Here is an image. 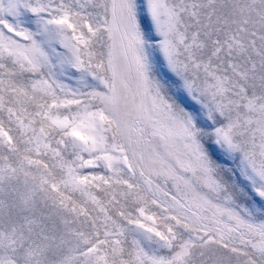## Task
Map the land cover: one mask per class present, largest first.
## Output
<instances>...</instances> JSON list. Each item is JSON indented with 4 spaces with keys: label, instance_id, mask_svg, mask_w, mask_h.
I'll return each instance as SVG.
<instances>
[{
    "label": "snow or ice",
    "instance_id": "obj_1",
    "mask_svg": "<svg viewBox=\"0 0 264 264\" xmlns=\"http://www.w3.org/2000/svg\"><path fill=\"white\" fill-rule=\"evenodd\" d=\"M0 264H264V0H0Z\"/></svg>",
    "mask_w": 264,
    "mask_h": 264
}]
</instances>
